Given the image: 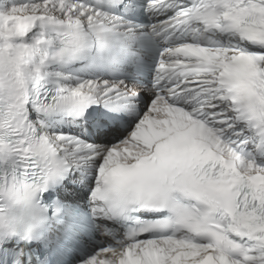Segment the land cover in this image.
Masks as SVG:
<instances>
[{
    "label": "snow or ice",
    "instance_id": "1",
    "mask_svg": "<svg viewBox=\"0 0 264 264\" xmlns=\"http://www.w3.org/2000/svg\"><path fill=\"white\" fill-rule=\"evenodd\" d=\"M0 264H264V0H0Z\"/></svg>",
    "mask_w": 264,
    "mask_h": 264
}]
</instances>
